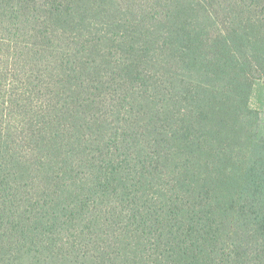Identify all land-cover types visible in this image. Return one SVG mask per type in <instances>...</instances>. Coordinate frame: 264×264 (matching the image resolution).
Instances as JSON below:
<instances>
[{"label": "trees", "instance_id": "16d2710c", "mask_svg": "<svg viewBox=\"0 0 264 264\" xmlns=\"http://www.w3.org/2000/svg\"><path fill=\"white\" fill-rule=\"evenodd\" d=\"M0 264H264V0H0Z\"/></svg>", "mask_w": 264, "mask_h": 264}]
</instances>
